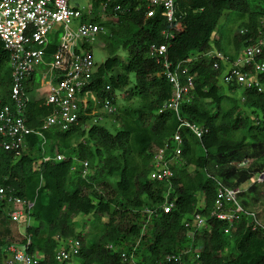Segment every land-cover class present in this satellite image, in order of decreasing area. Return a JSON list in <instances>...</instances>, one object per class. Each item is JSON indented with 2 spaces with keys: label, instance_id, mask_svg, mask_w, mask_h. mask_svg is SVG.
Wrapping results in <instances>:
<instances>
[{
  "label": "trees",
  "instance_id": "trees-1",
  "mask_svg": "<svg viewBox=\"0 0 264 264\" xmlns=\"http://www.w3.org/2000/svg\"><path fill=\"white\" fill-rule=\"evenodd\" d=\"M250 1L173 0L171 21L159 8L146 16L145 0H112L104 10L97 0L92 3L91 14H82L80 21L87 19L104 28L100 41L106 56L95 65L89 88L97 107L109 99L115 110L100 111L95 121L79 114L76 124L65 130L54 125L44 129L42 154L50 157L44 162L36 163L42 155L37 135H27L16 153L5 150L0 138V186L33 199L30 222L25 225L21 217L17 233L0 211V264L9 245H21L39 255L37 264H60L54 252L70 239L78 242L76 264H157L165 254L188 246L189 228L183 223L194 213L205 217V224L193 231L194 252L182 255L180 264H264V227L252 228L251 218L242 215L224 232L226 223L209 216L215 180L237 187L253 172L263 175L264 167L256 160L264 157V94L250 87L236 96V85L220 83L222 65L213 69L206 57L188 60L208 48L219 19L229 11L247 16L242 25L245 31L238 39L233 37L235 48L252 42L263 13ZM114 5H118L115 10ZM213 41L216 50L224 53L216 38ZM160 43L165 44L172 65L187 61L179 69V82L184 84L189 76L192 83L179 103V118L206 127L199 138L186 127L178 128L181 150L177 162L170 164L169 181L149 177L152 150L170 145L179 124L164 106L171 85L160 62L149 55V47ZM55 45L53 37L44 59ZM257 60L264 64V50ZM34 73L25 85L29 101L23 113L31 128L38 127L50 112V106L35 97ZM256 76L264 84V70ZM9 80L8 53L0 40V106L9 104ZM107 117L112 131L102 123ZM56 154L63 158L54 159ZM248 158L251 161L241 167ZM81 160L87 162L83 176L76 163ZM243 191L239 193L244 196ZM165 199L172 203L168 212L160 208ZM246 201L241 206L252 211L254 201ZM145 209L153 211L148 218ZM82 216L99 222L105 217L94 239L89 238L90 228L87 237L76 229L86 224L80 221ZM229 245L231 249L225 251Z\"/></svg>",
  "mask_w": 264,
  "mask_h": 264
},
{
  "label": "built area",
  "instance_id": "built-area-1",
  "mask_svg": "<svg viewBox=\"0 0 264 264\" xmlns=\"http://www.w3.org/2000/svg\"><path fill=\"white\" fill-rule=\"evenodd\" d=\"M71 0H0V40L3 48L8 53L10 80L8 87L9 104L0 106V138L5 150L15 153L24 146L26 136L35 134L40 138L41 154L45 144L43 130L54 125L60 130L67 129L76 124L79 114L92 116L91 121L98 118V113L104 111L111 113L115 106L109 99H104L97 107L98 101L89 88V81L95 70L91 57V45L100 40L104 28L92 21H80L82 14L89 16L92 12V3L95 0H79L85 2L78 6ZM112 0H97L100 10H104ZM114 5L113 9H117ZM160 9V14L167 21L174 19L173 0H145V15L152 16L155 9ZM263 15V16H262ZM259 17V27L254 40L244 45L240 51L230 58L221 51L207 48L188 60L206 57L212 60L211 67L217 69L219 64L224 66L222 82L234 84L238 91L253 87L256 92L264 94L262 84L256 74L264 70V64L257 58L264 50V13ZM60 29L57 35L56 29ZM245 29H240L242 33ZM56 37V45L49 58L44 59L46 47L52 38ZM165 44L151 45L149 55L160 62L162 74L171 85V96L165 103V108L173 111L179 120L176 131L172 134L170 145L155 147L151 154V170L149 177L157 181H169L172 171L170 164L177 162L181 150V138L177 132L179 127H186L195 137L199 138L206 132V127L181 120L178 115L179 103L184 94L191 87V77L186 76L184 84L179 82V69L187 61L177 62L172 65L165 55ZM41 69H38V67ZM40 75L38 85L45 86L42 102L50 106V112L42 118L36 128L26 126L23 118L25 106L29 101L25 85L33 72ZM243 97L239 96L242 101ZM62 154H56L54 159H62ZM50 157L42 154L38 162L49 160ZM80 175H85L87 162L77 161ZM72 166V169H74ZM262 173L257 180L262 179ZM239 187H231L215 180V196L209 216L226 223L223 229L227 232L228 226L236 222L242 215L250 217L253 221L252 228L263 227L256 219L254 211L244 209L237 200ZM33 199L22 198L6 188L0 186V211L7 215L8 220L18 223L24 217L23 223L28 225L29 211ZM172 206L166 199L160 205L163 212H168ZM147 218L152 210L145 209ZM187 235L190 238L188 246L178 253H167L157 264H180L181 257L194 252L192 246L193 231L200 229L205 224V217L194 213L189 221ZM28 242V241H27ZM26 242V243H27ZM65 246L54 252V259L60 264H69L71 257L77 253V240H67ZM110 248L111 246L108 245ZM125 259L124 253L120 254ZM196 256V255H195ZM40 256L28 253L21 245H9L2 264H37ZM129 260L133 262L132 255Z\"/></svg>",
  "mask_w": 264,
  "mask_h": 264
},
{
  "label": "rangeland",
  "instance_id": "rangeland-1",
  "mask_svg": "<svg viewBox=\"0 0 264 264\" xmlns=\"http://www.w3.org/2000/svg\"><path fill=\"white\" fill-rule=\"evenodd\" d=\"M73 2L75 4H77L78 6H83L85 4V2L83 1H79V0H71L70 4H73ZM252 7L261 12L264 13V0H251L250 1ZM254 5V6H253ZM257 5V6H256ZM261 16V15H259ZM263 16V15H262ZM261 16V17H262ZM247 16L246 14L240 13V12H236V11H229L226 15H224L222 18L219 19L218 24L216 25L215 29L212 32V36H211V40L209 42V48H213L216 49L215 44L213 39L216 38L217 40V45L220 49L224 50V51H230L231 50V44L233 37L236 35V38H239L240 33L238 32L240 29H244L243 28V23L246 21ZM56 33L57 35L60 34V29L57 27L56 29ZM214 37V38H213ZM241 48V47H240ZM239 49V48H238ZM106 56L105 50L102 47L101 41H95L92 45H91V57H92V61L94 64H98L100 63L104 57ZM42 66L38 67V69H41ZM34 77H35V81L38 82L40 81V75L37 71H35L34 73ZM220 83H222V81L220 80ZM223 87V86H222ZM45 86H40L37 85L36 88L33 90V92L36 93L35 97L37 99H41L45 93ZM239 91H235L234 95H238ZM116 102H119V97H116ZM109 118H103L102 123L105 124V126L109 129V130H113V128L111 127V125H109ZM249 141H254L253 139H249ZM258 144V143H257ZM252 147V146H250ZM253 148V147H252ZM256 150H258L257 146H255ZM251 161V158H248V162H245V165H240L241 167H245L247 166V164ZM256 162L258 164H262V166L264 167V157H260L256 160ZM264 171V169H263ZM260 173L257 172H253L252 176L246 180L244 183L241 184L240 188H247L249 187V185H251L252 187L248 190V191H243V193H245V195L243 196L242 194L238 193L237 194V200L240 203H244L247 202L246 199H248V201L251 199L254 202H252L250 204V208L252 211L255 212L256 215V219L257 221L264 227V172H263V176L261 180H257V177ZM243 196V197H242ZM101 222L95 220V219H91V217L88 219V217L86 216H82L80 218V221L86 223L83 224V226H77V230H81L82 234H84V237H87L86 232L88 231L87 229L90 228V236L89 238L94 239L98 233L101 231L102 229V222L105 219V217L100 218ZM88 225V227H87ZM11 226H12V230L17 233V223H13L11 222ZM232 245H229L228 247L225 248V251L228 250L229 248L231 249ZM69 264H76L77 263V258L75 256L71 257V260L69 261Z\"/></svg>",
  "mask_w": 264,
  "mask_h": 264
},
{
  "label": "crops",
  "instance_id": "crops-1",
  "mask_svg": "<svg viewBox=\"0 0 264 264\" xmlns=\"http://www.w3.org/2000/svg\"><path fill=\"white\" fill-rule=\"evenodd\" d=\"M227 13H223V15L221 16V18L226 15ZM232 42H233V39H232ZM231 44V50L230 51H224V54L229 56L230 58H233L234 56H236V54L240 51V48L239 49H236L235 46H234V42L233 43H230ZM209 48V47H208ZM213 49V48H212ZM219 51V50H218ZM224 68V66H223ZM223 73V71H222ZM241 186V185H240ZM240 186H237L240 188ZM241 191L245 190V188H240Z\"/></svg>",
  "mask_w": 264,
  "mask_h": 264
}]
</instances>
